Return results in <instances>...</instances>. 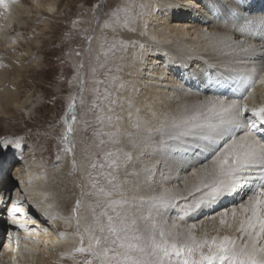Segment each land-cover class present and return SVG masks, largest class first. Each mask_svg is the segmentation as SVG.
Here are the masks:
<instances>
[{"label":"bare ground","instance_id":"1","mask_svg":"<svg viewBox=\"0 0 264 264\" xmlns=\"http://www.w3.org/2000/svg\"><path fill=\"white\" fill-rule=\"evenodd\" d=\"M27 1L31 6L26 9L14 6L10 0H4L0 4V10L7 12L0 29V54L8 52L15 58L13 61L4 60L0 63V68L7 69L0 71V118L5 120L11 119L9 107L16 113L22 111L26 114V110L23 111L26 103L19 99L17 87L14 93L2 90L10 78L8 70L13 69L18 76L24 74L28 70L25 63L34 56L32 49L40 48V41L35 38L32 40V49L18 54V49L24 46L21 43L25 41L19 36L12 38L9 35L12 21H17L18 17L13 16V13L19 12V16L35 21H42L43 16L47 15L48 20L43 25L48 26L49 21L59 12V2L55 0ZM262 2L263 0L258 3ZM240 3V0H141L136 4V13L132 15L135 20H131L125 29L127 33L118 35L114 26L110 30L108 28L105 41L107 39L115 44L109 43L105 48H114L119 52H125V46L130 48L122 63L121 77L125 89L121 92L118 113L123 139L121 145L134 150L126 133H131V139L137 143L134 157L138 158L134 160V167L141 173L137 181L138 197L148 199L165 190L170 195L182 193L187 196L192 185L199 182L198 177L191 173L205 164L211 168L212 149L222 146L232 136L227 132L223 137L213 136L209 140H201V148L193 151L187 147L191 138L183 141L164 139L161 143L162 137L152 129L157 127L165 114L180 115L185 109L190 111L197 105L211 107L217 101L225 104L236 101L231 97L218 99L212 95L210 88L212 82L231 81L233 70L245 76L249 83L264 71V16L252 14V7ZM112 4L116 7L118 2L114 1ZM248 11H251L250 15ZM36 33L38 36L42 35L38 29L33 30V34ZM33 62L32 67H38V59ZM19 78L15 79V86L21 80ZM185 81L195 87V91L187 87ZM241 102L247 103L250 108L264 104V83L259 79L247 100ZM27 112L29 115V110ZM136 113H140L137 116L142 118L140 128L133 127L138 123L134 121ZM241 136L243 135L237 138ZM156 147L158 150L154 151ZM202 150L205 153H201ZM7 159H0V177L4 175L0 180V236L2 214H7L8 208L10 216H19L10 221V226L18 228L23 225L24 228L21 234L20 231H7L9 237L5 235V238L9 239H4V245L0 249V264H40L46 261L48 264H76V261L69 260L75 253L73 249L79 246L78 238L72 234L73 230H77L72 209L78 197L68 198L71 188L74 189V183L68 176L71 170L69 161L66 160L62 167L53 170V184L57 189L56 195L49 197L46 196L49 174L41 163L30 165V161H20L22 163L16 165L18 170L15 176L9 174L7 179V172L4 174L10 160ZM144 169H150L151 174ZM247 185L243 184L235 192L193 208L183 222L177 220V223H183L184 226L195 224L192 231L198 237L207 232L210 237L228 235L235 238L239 235L236 231L238 223L229 227L233 224L231 213L233 208L239 212L240 203H247L250 191L240 196ZM13 192L14 204L9 205L12 201L9 197ZM233 194L236 200L230 199ZM191 200L188 197L189 203ZM184 206L185 200L176 199L170 204L161 205L159 214L170 222L182 214ZM216 206V210L226 206L231 208L230 211L225 209L217 214L215 211L210 212ZM138 211V216L147 215L146 207H141ZM225 212L228 215L222 217ZM222 218L226 220L224 225L220 224Z\"/></svg>","mask_w":264,"mask_h":264},{"label":"snow or ice","instance_id":"2","mask_svg":"<svg viewBox=\"0 0 264 264\" xmlns=\"http://www.w3.org/2000/svg\"><path fill=\"white\" fill-rule=\"evenodd\" d=\"M3 3L4 0H0V4ZM121 12L124 13L123 17L120 15ZM132 18L130 8L118 6L111 13L109 20L105 21L104 27H111L113 24L127 27ZM87 39L90 43L91 37ZM77 55L80 53L77 52ZM82 67L81 63L77 75L79 68ZM92 71L94 73L95 69ZM256 82L253 77L249 89L254 88ZM260 82L264 83V76L260 77ZM96 83L99 84L101 81ZM84 86L85 81L81 79L79 84L81 97ZM93 91L99 98V89L94 88ZM248 95L250 91L241 100L246 101ZM70 100L72 102L68 105L64 119L65 131L60 141L66 153L72 152L70 145L74 140L73 125L78 123L76 97H70ZM241 100L230 104L217 101L211 107L197 105L190 111L185 109L180 115L165 114L152 131L162 137L161 143L164 139L183 141L185 138H191L187 147L196 151L201 148V140H209L213 136L223 137L230 128H239L243 125L255 127L257 124L264 126V104L250 108ZM80 103L83 106V99ZM95 107L96 100L93 101V108ZM107 119L110 121L111 117ZM133 127L139 128V124H134ZM125 136L135 149L137 143L131 139L132 134L126 133ZM103 143L101 140L100 144ZM114 155L117 154L109 152L106 158ZM137 158L132 151L124 152L126 179L120 184H116L115 177L108 174V183L121 195L118 200L112 199L113 191L99 186L92 173H88V179L94 189L88 194L104 197L105 202L101 204L97 199L92 206L91 221L85 223L83 228L79 219L81 201L77 200L76 206L72 209L76 219V237L79 241V246L73 251L87 253L90 257L82 264H264V140L258 139L251 132H246L239 138L229 136L222 146L212 149L211 168L205 164L201 169L191 173L198 177L199 182L192 185L187 196L182 193L170 195L168 190H165L164 193L144 199L136 196L134 191H126L128 184L135 187L140 178V171L134 167V160ZM75 167L76 162L73 159V168ZM89 167L95 169L98 165L93 161ZM109 167L119 169L118 156L117 159L111 160ZM128 168L132 170L128 171ZM144 171L151 174L150 169ZM253 180L259 182L251 188L247 203H240L239 212L236 208L232 209L233 224L229 227H234L238 223L236 231L239 235L235 238L228 235L210 237L207 232L198 237L192 231L196 227L195 224L184 226L183 223H177V220L183 222L193 208H199L221 195L235 192L239 186ZM81 195H84L83 191ZM188 197L192 198L190 203ZM176 199L185 200V206L182 214L169 222L159 214L158 206L170 204ZM141 207L147 208V215L136 214L137 209ZM96 208H100L101 211L97 213ZM227 215V212L222 213V217ZM225 223L226 220L222 218L220 224Z\"/></svg>","mask_w":264,"mask_h":264},{"label":"rangeland","instance_id":"3","mask_svg":"<svg viewBox=\"0 0 264 264\" xmlns=\"http://www.w3.org/2000/svg\"><path fill=\"white\" fill-rule=\"evenodd\" d=\"M55 1L59 2L57 4L59 12L55 18L49 21L48 26L43 25L48 20L47 15L43 16L42 21H35L31 18L19 16V12L13 13V16L18 17L17 21L15 19L12 21V29L9 35L12 38L15 35L19 36L20 39L23 38L25 41V43H21L24 46L18 49V54L21 52L24 54V51L32 49V40L35 38H38L37 40L40 41H38L40 48L39 50L36 48L32 49L34 56L28 58L25 63L28 66V70L24 74L18 76V73L13 69L8 70L10 78L2 90H9L11 93H14L17 87L19 90V99L22 101L25 100L26 103L23 111L26 110L27 114V110H29L30 116L24 114L22 111L16 113V111L9 107L8 110L11 119L5 120L0 118V156L9 158L11 161L17 156L20 161L25 160L28 163L30 161V165L33 163H41L45 172L50 176L47 178L48 190L46 192V196L49 197L55 196L57 189L56 185L53 184V172L62 167L64 162L68 160L71 169L68 176L70 181L74 183V189L71 188L68 198L78 197V200L81 201L79 219L83 228L85 223L91 221L92 206L96 203L97 199L100 200L101 204L105 202L104 197H96L88 194L94 191L88 179V173H92V176L96 178L99 186L108 191H113L114 195L112 199L118 200L121 198V195L108 183V174L115 177L116 184H120L126 179L125 166L123 164L124 152L132 151L135 156V149L132 150L121 145L123 139L121 138L122 134L119 129L121 127H119L120 116L118 113L121 92L125 89L124 84L122 85L121 77L122 63L126 58V52L130 48L125 46V52H119L114 48H105L107 44L113 43L114 45L115 43L113 41L108 42L107 39L105 41V34L109 32L112 26L105 28L104 23L106 20H109L111 13L119 5L127 6L131 9L132 15H134L137 10L136 4L141 0ZM114 1L118 2L116 7L112 4ZM10 2L14 6L19 5L25 7V9L31 6L27 0H10ZM100 5L102 7H99ZM6 14V11L3 12V10H0V29H2L1 25L4 24ZM122 15L124 14L122 13ZM122 15L121 17H123ZM38 21L41 22L39 23ZM113 26L118 35L122 32L127 33L125 31L127 29L126 27L116 24H113ZM35 28L41 31L42 35L38 36L37 33L36 35L33 34V30H36ZM87 37H91L90 43ZM77 52L80 53L79 56ZM36 58L39 61V65L38 67H32L33 61ZM14 59L8 52L0 54V63L4 60L10 62ZM81 63L83 67L79 68V75H77V69ZM4 69L0 68V71H4ZM92 69H95L94 73ZM16 78L21 80L15 86ZM81 79L85 81L82 97L79 94ZM96 81H101V83L97 84ZM94 88L99 89V98H97V93L93 91ZM73 96L76 97L78 123L73 125L74 140L72 145H70L72 152L66 153L63 150L64 145L60 141L65 131V114L68 111L69 103L72 102L70 97ZM105 96H107V99H105ZM29 99L30 101H28ZM81 99L84 101L83 106L80 103ZM94 100H96L97 104L95 108H93ZM137 115H140V113H136L134 121H138L140 128L141 124L139 122L142 121V118ZM109 116L111 117L110 121L107 119ZM109 134L117 135L110 136ZM101 140L104 141L103 144H100ZM156 150H158V147L154 151ZM109 152L117 155L106 158V154ZM117 156L119 157L120 167L118 170H115L110 168L109 164L111 160L117 159ZM18 159L13 161L12 166L10 165L11 167L4 171V174L7 172V179L9 174L12 177L15 176V172L18 170L16 165L22 163ZM73 159L76 162L75 168H73ZM93 161L98 165L95 169L89 167ZM99 165H104V167H99ZM131 170L128 168V171ZM138 186V183H136L135 187L132 184H128L126 191H134L136 194L139 190ZM82 191L84 193L83 196L81 195ZM51 192H53V195ZM13 197L15 198V192L9 197L12 198L9 205L14 204ZM230 208L231 206L221 207L215 210L214 213L217 214L219 213L218 211L221 213L225 209L226 211H230ZM9 209L8 211L6 210L8 212L7 214H2L4 219H1L2 234L0 238H3V245L4 239H7V241L9 239L7 231H20L19 234H21L24 228L23 225L18 226V228L10 226V221L19 216L15 214L14 216H10ZM100 211V208H96L97 213ZM72 214L74 221H76L75 214L73 212ZM76 231H72L74 236L76 235ZM5 235L8 237L5 238ZM86 245L87 237H85ZM89 258L87 253H74L72 259L69 260L76 261V264H82L84 260ZM40 264H48V261ZM66 264L70 263L66 262Z\"/></svg>","mask_w":264,"mask_h":264}]
</instances>
